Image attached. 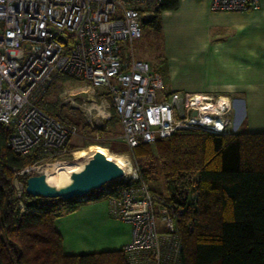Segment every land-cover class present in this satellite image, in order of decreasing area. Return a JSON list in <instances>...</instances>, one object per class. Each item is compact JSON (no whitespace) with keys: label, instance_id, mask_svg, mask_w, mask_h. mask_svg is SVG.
<instances>
[{"label":"built area","instance_id":"obj_1","mask_svg":"<svg viewBox=\"0 0 264 264\" xmlns=\"http://www.w3.org/2000/svg\"><path fill=\"white\" fill-rule=\"evenodd\" d=\"M159 0H0V124L9 131L8 150L34 162L12 168L19 199L27 177L71 154L76 124L40 104L58 76L85 83L64 102L80 99L79 108L101 116L94 96L110 97L121 139L131 151L182 130L235 134L229 98L163 93L160 73L134 56L144 20L154 16ZM260 0H210L211 12H253ZM101 98V95L100 97ZM74 99V100H75ZM103 111L106 112V109ZM109 119V113L103 115ZM52 162V163H51ZM131 166V164H130ZM104 198L108 215L130 225L131 239L121 250L127 264H181L180 227L193 186L182 195L151 190L136 168L117 181ZM193 183V182H192ZM108 187H104L106 193ZM83 201V199H79ZM23 211V205L19 202Z\"/></svg>","mask_w":264,"mask_h":264},{"label":"trees","instance_id":"obj_2","mask_svg":"<svg viewBox=\"0 0 264 264\" xmlns=\"http://www.w3.org/2000/svg\"><path fill=\"white\" fill-rule=\"evenodd\" d=\"M177 4L159 0L142 28L155 30L157 15ZM8 135L0 124V264H127L121 249L65 255L54 229L56 218L84 200L108 197L118 182L104 186L108 193L102 187L83 201L31 197L24 190L16 199L11 169L28 166L34 158L11 153ZM149 148L139 145L131 151L145 155ZM154 149L168 196L182 195L189 185L187 190L193 186L195 191L183 214L190 229L180 227L181 264H264V132L216 135L182 130L154 143ZM139 174L145 181L146 173Z\"/></svg>","mask_w":264,"mask_h":264},{"label":"crops","instance_id":"obj_3","mask_svg":"<svg viewBox=\"0 0 264 264\" xmlns=\"http://www.w3.org/2000/svg\"><path fill=\"white\" fill-rule=\"evenodd\" d=\"M155 31L151 65L164 94L234 97L242 108L235 134L264 132V0L253 12H211L210 0H178L157 15ZM54 229L65 255L118 251L131 239L130 225L111 219L104 199L84 200Z\"/></svg>","mask_w":264,"mask_h":264},{"label":"rangeland","instance_id":"obj_4","mask_svg":"<svg viewBox=\"0 0 264 264\" xmlns=\"http://www.w3.org/2000/svg\"><path fill=\"white\" fill-rule=\"evenodd\" d=\"M155 37L156 31L144 25L142 28V38L133 43L135 58L143 59L151 65V62H153L151 60V56L155 53V51L156 54L159 52L156 43L157 37L154 43L151 44ZM155 43L157 48L155 47ZM84 86L85 83L83 82L73 80L66 76H59L55 78V81L49 87L42 99L41 106L49 108L48 111L51 114L59 113L63 117H66L72 123L76 124L79 129V134L72 138L70 142L72 150L71 154L60 162H65L67 165L79 163L78 159L75 158V153L78 151H85L90 158L95 155H102L119 164L123 173L131 171V167L136 168L138 172H145V182L148 187L162 196H167V187L161 176V165L156 156L154 144L149 145V152L145 155H138L127 148L121 139L120 125L114 115L110 97L106 95L104 91H100L99 93L96 92L94 99L97 106L101 105L103 110L106 109V113L108 112L110 115L109 119L104 118L103 115H97L94 111H91V116L89 117L87 109H89L91 105H84L86 111L79 108L81 105L80 99H75L73 97L72 103H63V100L68 96L69 91ZM100 95L101 98H99ZM230 101L232 104L233 114L229 116V119L234 128L236 121H239L241 118L240 115L242 108H240L241 106L238 104L239 102L236 101V98L230 97ZM241 122L242 120H240L239 127L240 129H243ZM235 133H238V131L236 132L235 130ZM85 148H94L98 151L100 150L101 152L87 150ZM43 166L44 164H42V167ZM41 168H39L34 175H41ZM44 178H46V176H44Z\"/></svg>","mask_w":264,"mask_h":264},{"label":"water","instance_id":"obj_5","mask_svg":"<svg viewBox=\"0 0 264 264\" xmlns=\"http://www.w3.org/2000/svg\"><path fill=\"white\" fill-rule=\"evenodd\" d=\"M125 174L111 160L95 155L88 160L81 171L71 174V183L63 188L49 186L44 175H32L26 178L24 191L31 197L44 199H83L93 191H98L110 182L121 181Z\"/></svg>","mask_w":264,"mask_h":264},{"label":"bare ground","instance_id":"obj_6","mask_svg":"<svg viewBox=\"0 0 264 264\" xmlns=\"http://www.w3.org/2000/svg\"><path fill=\"white\" fill-rule=\"evenodd\" d=\"M101 114L105 115V111L101 110L100 108L98 109ZM75 158L78 159L79 163L76 164H68L65 162H56L53 164H49L46 166H43L42 169V175L46 176L45 182L49 186L56 187V188H63L68 186L71 181V174L74 172H79L82 170L84 164L90 160L91 158L86 154V152H81L78 151L75 153ZM114 162V161H112ZM115 163V162H114ZM119 168L120 165L115 163ZM40 169V170H41ZM121 169V168H120ZM130 171L127 173L125 172L124 174H128ZM49 176V177H48Z\"/></svg>","mask_w":264,"mask_h":264}]
</instances>
